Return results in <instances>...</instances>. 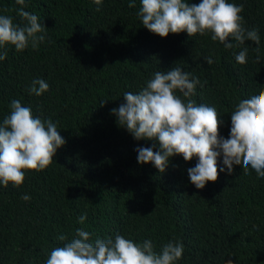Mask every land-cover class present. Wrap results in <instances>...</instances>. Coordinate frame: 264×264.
Wrapping results in <instances>:
<instances>
[{
	"label": "trees",
	"instance_id": "1",
	"mask_svg": "<svg viewBox=\"0 0 264 264\" xmlns=\"http://www.w3.org/2000/svg\"><path fill=\"white\" fill-rule=\"evenodd\" d=\"M229 2L243 5L247 30H258L259 63L252 41L226 49L210 34L165 39L151 33L137 15L140 0L136 8L129 0H102L100 11L94 0H25L24 10L46 27L45 41L22 53L10 46L0 61V124L11 101L20 100L34 116L51 119L66 144L46 170L27 172L20 188L0 185V264H46L64 243L58 237L70 241L78 228L93 240L117 233L137 243L151 240L157 252L182 242L177 264H264V178L240 166L229 175L221 157L225 171L200 190L188 175L195 158L174 156L165 173L141 165L136 149L158 151V142L137 141L111 111L153 73L180 67L200 80L192 99L217 109L220 135L229 138L238 102L264 91V0ZM20 7L0 0V14L18 24ZM244 47L248 58L241 65L235 56ZM36 79L49 85L40 97L27 91ZM85 213L84 224L78 223Z\"/></svg>",
	"mask_w": 264,
	"mask_h": 264
},
{
	"label": "clouds",
	"instance_id": "2",
	"mask_svg": "<svg viewBox=\"0 0 264 264\" xmlns=\"http://www.w3.org/2000/svg\"><path fill=\"white\" fill-rule=\"evenodd\" d=\"M16 3L21 6L16 13L22 23L0 14V61L7 58L10 46L22 53L29 47L38 50L45 41L46 27L38 16L24 10L25 0ZM94 3L100 11L102 0ZM128 6L136 8L135 0H129ZM243 12L242 4L229 0H201L198 4L188 0H140L137 15L143 27L165 39L170 34L185 32L190 37L210 34L212 41L226 49L252 41L257 45L255 62L259 63L260 35L257 29L244 27ZM247 58V47L235 56L241 65L247 63ZM205 62L214 63L211 57L205 58ZM200 83L191 73L174 67L153 73L138 93L123 94L125 102L111 110L118 126L137 141L158 142V151L136 149L138 163L153 164L160 173H165L170 158L182 156L187 162L195 158L197 163L188 169V175L200 190L209 182H217L219 172L225 168L231 175L234 166L242 167L245 174L251 168L264 178V91L238 102L230 115V136L225 139L219 132L223 120L217 109L192 99ZM48 90L49 85L43 79L33 80L27 89L37 97ZM65 144L51 119L42 120L20 100H12L10 114L0 124V185L20 188L27 172L46 170L54 162L57 150ZM221 157L225 168L218 166ZM22 199L28 202L31 197L25 194ZM86 218V213L81 215L78 223L84 224ZM58 239L64 243L50 251L46 264H177L184 253L183 243L175 240L157 252L151 240L137 243L119 233L114 238L97 236L93 240L92 234L83 228L76 229L70 241L65 235ZM227 264H233L232 260Z\"/></svg>",
	"mask_w": 264,
	"mask_h": 264
}]
</instances>
